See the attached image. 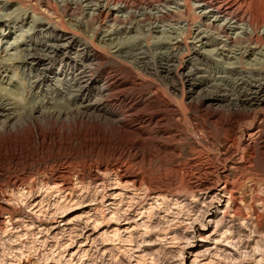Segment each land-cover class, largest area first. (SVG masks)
Wrapping results in <instances>:
<instances>
[{"label": "rangeland", "instance_id": "obj_1", "mask_svg": "<svg viewBox=\"0 0 264 264\" xmlns=\"http://www.w3.org/2000/svg\"><path fill=\"white\" fill-rule=\"evenodd\" d=\"M22 1L1 9L3 20L18 27L0 41V61L22 54L25 40L34 38L26 35L33 11L19 7L27 3ZM139 1L131 10L138 18L130 23L101 16L94 27L72 31L101 51L97 73L109 85L106 93L118 97L113 106L124 125L111 118L47 119L0 134V264H264V135L250 147L241 136L254 120L264 132V104L249 111L256 70L264 81V37L252 55L249 24L227 30L237 36L230 42L200 10L178 5L183 0ZM263 1L257 2L264 11ZM169 7L177 17L152 18ZM89 12L75 15L82 19ZM198 31L208 36L202 51L223 48V54L206 52L208 59L192 60ZM24 34L17 52L5 51L14 36ZM181 40L182 50L173 57L171 48ZM3 62L0 98L21 111L45 100L65 104L55 94L36 95L29 70ZM166 63L172 69L161 67ZM197 65L203 72L189 73ZM211 93L234 97L239 106L207 102ZM230 129L237 135L228 137ZM120 168L140 176V183L120 178ZM59 179L69 183L67 189ZM224 179L232 183L235 200L223 184L196 188Z\"/></svg>", "mask_w": 264, "mask_h": 264}, {"label": "bare ground", "instance_id": "obj_2", "mask_svg": "<svg viewBox=\"0 0 264 264\" xmlns=\"http://www.w3.org/2000/svg\"><path fill=\"white\" fill-rule=\"evenodd\" d=\"M17 1L20 0H0V3H2L0 4V24L5 22V24H3L2 29H0V32L3 33L0 39L1 42L4 39L9 38L11 34L14 32V30L17 29L18 27L17 24L12 23V21L7 23L6 22L7 20L6 21L3 20L5 17L7 18V16L4 11L1 12V9H3L2 7L10 5V3L12 2L15 3ZM25 1L27 3H25V5L20 4L19 7L25 6L24 7L25 10L31 9L33 11L32 13L33 15L31 17L32 20L30 19L31 21H28L29 28L27 29L29 30V33L26 35H28L29 37L31 32L32 33L31 37L34 38L25 40L24 44L27 47L20 48L21 43H23L22 42L23 39L21 41V37L25 36V34L21 36H17V35L14 36L13 40L9 42L8 44L9 46H6L4 49H6L5 51L9 53L10 51L17 52V50L20 48L22 54L20 53L14 55L9 53V55L12 56L10 57L8 56L6 58L5 56H3V60L0 61V76L2 72H6L5 70H3V65H4L3 61L9 63L8 65L10 66L11 65L16 66L17 64L19 67L27 68V70H29V73H27V75L30 76L29 78H31L32 80L31 83L33 87H38V91L36 92V95L41 93L52 94V95L55 94L58 97L61 96L64 99L63 101H65V104L64 102H62L61 106H59L58 103L57 104L54 103V100L53 101L45 100V102H43V104L41 103V105H36L33 103V105L25 107V109L21 111L18 110L19 107L15 106L16 103L14 105H12L13 103L12 104L9 103L10 99L8 98L7 101V99H5L6 96L4 99L0 98V134L12 135L14 133L20 132V130L25 129L28 126L35 125L36 122L44 123L45 121H47V119H58V120L66 119V121H68L69 119L85 120V119H90L92 117L101 118V119L111 118L116 123L124 125L125 123H124L123 115L119 112V109L113 106L115 105L114 104L115 100H118V97H116L115 95L112 96V94L109 95L111 91L109 92V94L106 93L107 89H109L108 87L109 85H106V82H104V78H103L104 75L100 76L99 73H97L99 61L100 59H102V57L98 53L99 49L96 51V47L93 44L90 43L87 44L86 42L82 41L81 37L77 35L78 33L77 34L74 33L75 32L74 30H77V28L78 29L85 28V25L86 27H94L97 23H100L99 19L101 16H104L106 21H113L118 25L130 23L131 21L130 18L135 19L136 12H133L131 10L135 8L134 6H137L136 3L137 0L135 1L132 0H24L22 2ZM183 1H184L183 4H178V5H182L181 7H184L185 9L190 8L191 10L192 9L200 10L199 11L200 16L207 18L208 20L210 19L209 23L211 25H214L216 27L220 25L221 31H225V33H227L226 38L230 42H232L231 40L237 38V36L229 35L227 30H229L230 32L231 27L238 28L241 25L245 26V24H249L251 30L249 31L250 35L248 36L251 45L249 54L252 55L256 54L255 48L259 46L257 45L259 41V37H264L263 36L264 11L262 10L263 8H260L259 6L260 4L258 5L257 2L258 0H194L195 4L192 3V0H183ZM85 9L91 10L92 13L89 12V14L91 13V15L89 16L87 15V17L85 16L82 19L77 18V15H75L76 11L80 10L82 11V15H84L83 13ZM16 10L19 11V8L16 7V9L13 12L11 11V13L7 15L10 16L12 13H15ZM125 10L128 11L129 16L123 17L122 15H119L120 12H123ZM184 10L182 12H184ZM254 13H256V16ZM176 14L177 12L172 11L169 7L167 8L166 11L163 12L162 15L153 16L152 18L158 21L161 19H166L168 17L170 18V16L174 17L176 16ZM209 14H211V16H209ZM67 16H69V20H66ZM136 18H138L137 14H136ZM211 19L213 20L211 21ZM227 25L229 26V28L226 29ZM121 29L122 27L119 28V30ZM117 34H119V32ZM195 35H194L195 36L194 39H196V44L192 48L193 50L192 54L194 55L192 57V60H194V58L196 57L208 59L207 56L210 55L209 54L207 55L206 52H209L211 54H218V53L223 54V48H213L211 50H205V52L202 51L201 48L207 46L209 43V42H204L205 38L208 36L202 35V31H198V33ZM94 38H96V34L88 36V39L90 40L92 39L91 42L95 40ZM254 38H256V40L251 41ZM105 41L106 40L101 39V41L99 42H102L104 44ZM234 42L237 43V41ZM181 43L184 42H182V40L178 41L176 45H174L176 47L171 48V53L173 57H177L180 51L182 50ZM197 43L200 44L197 45ZM118 51L119 49L116 52ZM246 51L247 50L243 52L244 56L246 55L245 54ZM99 52L101 51L99 50ZM123 52L122 51L118 52V54H122ZM122 57H127V56L124 53ZM171 66H172L171 64H167V63L161 65V67L166 70L172 69ZM250 70L251 69H249V71ZM188 71L189 73L192 74L195 72L197 73H200L201 71L203 72L202 68H200L198 65L194 68L190 67V70ZM231 71L235 73L244 72L242 70H241L242 72H239L238 70L236 71L235 69H233V67H231ZM207 72L208 71H206L205 73ZM256 73H261V71L256 70ZM256 73H255L256 76L253 75V78L255 76L254 78L255 84L253 85L255 89L252 96L249 98V100L251 101V103L249 104L250 106L249 111L256 109L255 104L256 106L264 104V81L263 82L260 81L259 77L261 74L259 75ZM105 79L107 81V78ZM2 81L4 82L5 78H3ZM4 89L8 90V88L6 87H4ZM211 94L206 99L207 102H211L215 100H218L220 102L228 101L229 105H232V107L234 106V108H236V106H239L237 103H233L234 97H229V96L226 97L224 95L219 96L220 94L216 95L215 93H211ZM229 95L233 96V94L231 95V93ZM37 98H39V96ZM37 102L40 103V101ZM229 107L231 108V106ZM262 128H263L262 124H259L257 120L256 122L255 120L253 122H250L249 124H247L246 127H244L245 132L241 136L243 142L246 144L247 147H250L254 140H256L257 138L259 139L260 136L264 135V132H260ZM227 132H228L227 133L228 137H234L235 135H237L236 130L233 131L230 129L227 130ZM39 134L40 136L43 137L45 136L43 133H41V131L39 132ZM122 168L124 167L122 166ZM125 170H122L120 168L116 170V174L122 179L131 181L132 184L140 183V176L135 175L134 173L132 174V172L130 173L129 169H128L129 172ZM226 176L227 175H225V177ZM57 181H58V185H60V187H62L63 189H67L66 187L69 186V183L67 181L61 179ZM220 184H223L222 191L229 193L230 198L234 199L235 197L234 193L236 192H233L234 190L231 189L232 183L229 182L227 179H224L223 181L221 180L219 184H215L214 182L210 183V181H205L198 184L196 188H200V189L205 188L207 190H213L216 187H218ZM149 187L151 189V192L156 191L155 189L152 188V185H150ZM160 190H162L161 187L159 188V191ZM198 190L199 189H197V191Z\"/></svg>", "mask_w": 264, "mask_h": 264}]
</instances>
